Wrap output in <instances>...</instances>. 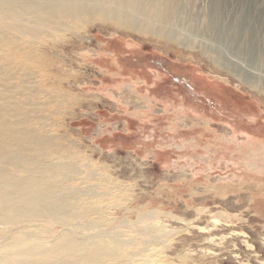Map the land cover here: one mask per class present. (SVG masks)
I'll return each mask as SVG.
<instances>
[{
	"label": "rangeland",
	"instance_id": "1",
	"mask_svg": "<svg viewBox=\"0 0 264 264\" xmlns=\"http://www.w3.org/2000/svg\"><path fill=\"white\" fill-rule=\"evenodd\" d=\"M241 1L219 22L248 27L245 71L211 42L216 0H0L2 62L82 212L0 221V264L72 243L120 255L103 264H264V5Z\"/></svg>",
	"mask_w": 264,
	"mask_h": 264
},
{
	"label": "bare ground",
	"instance_id": "2",
	"mask_svg": "<svg viewBox=\"0 0 264 264\" xmlns=\"http://www.w3.org/2000/svg\"><path fill=\"white\" fill-rule=\"evenodd\" d=\"M232 1L216 0L215 6L212 5L214 9L212 14L210 11L211 42L218 45L214 47L221 57L224 56L228 62L232 59L234 65L244 69L247 61L244 60L246 55L243 57L242 54L244 51L247 53L248 47H254L246 32L248 27L240 30V21L232 19L226 23L225 17L222 24L219 22L229 7H234ZM234 1L237 13L244 14L246 5L242 4L241 0ZM257 1L255 0L254 4ZM262 5L264 0L261 5H256L255 10L252 9L254 14ZM250 11L251 8L246 16L251 25L255 15ZM222 45L225 46L220 47ZM1 46L0 43V221H14L18 218L30 220L44 214L61 220L79 217L82 212H77L71 201L66 199L71 190L61 185L62 178L71 177V172H63L61 167L46 162L44 158L52 145L49 143V136L41 131H45L46 126L43 106L31 98L29 89L25 87L26 83L25 86L23 83L16 84L18 77L14 70L6 68L2 62L11 56L15 57L13 52L4 51ZM239 52L242 57L238 55ZM243 60L244 64L241 62ZM249 66L251 69L247 70L253 75L257 74L259 69ZM259 74L262 75H257ZM25 77H29L28 73ZM22 95L27 97H20ZM33 95L35 94L32 93ZM73 244H62L54 249V252L61 256L60 261L54 260L53 257H47V260L59 264H103L116 258L120 259V255L109 257L106 253L94 254L83 249L82 245L76 247Z\"/></svg>",
	"mask_w": 264,
	"mask_h": 264
}]
</instances>
